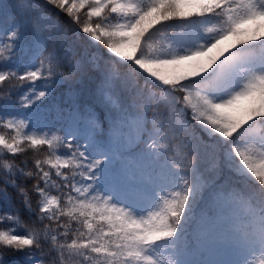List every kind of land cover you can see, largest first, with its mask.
<instances>
[{"label":"snow or ice","instance_id":"6c2138e0","mask_svg":"<svg viewBox=\"0 0 264 264\" xmlns=\"http://www.w3.org/2000/svg\"><path fill=\"white\" fill-rule=\"evenodd\" d=\"M44 3L0 24V264H264V0ZM85 48L103 117L42 111Z\"/></svg>","mask_w":264,"mask_h":264},{"label":"trees","instance_id":"16d2710c","mask_svg":"<svg viewBox=\"0 0 264 264\" xmlns=\"http://www.w3.org/2000/svg\"><path fill=\"white\" fill-rule=\"evenodd\" d=\"M30 2L38 7L40 11H46L48 14L56 15L58 10H54L51 6H46L44 0H30ZM18 0H0V21L2 24H11L14 21H23L25 15L22 11H18L17 8ZM61 19H63L61 14ZM69 42H71V37H68ZM70 57L74 59H81L79 54L72 56V51L69 49ZM92 56H99V53H91L90 49L85 48L83 58H82V73H79L77 77L73 78L70 84H64L57 86V89L53 96L46 99L42 106L41 110L45 111L49 107L59 105L61 107H68L73 103L78 105H93L97 110V114L103 117L106 109L104 105L100 102L96 88L98 85L97 79V70L104 63L103 58L93 61ZM56 116L55 111H52L48 114L49 119H53ZM31 156V152L28 154ZM25 157L21 156L20 159ZM212 160L211 158L205 159L202 163V169L204 172V177L206 180H211L215 173L211 167ZM234 181L237 179L233 177ZM252 183H254V178ZM248 184H245L243 181L239 182V187H248ZM9 192V202H15L17 200V195L13 189H8ZM209 193L205 191L204 197L207 199ZM5 201L0 200V208L4 207ZM204 208L203 201H197L196 212L199 213L200 210ZM25 218L27 216L25 215ZM194 230L195 225L189 227V239L192 241L193 245L195 244L194 240ZM4 264H23V254L14 252L12 250H7L3 252Z\"/></svg>","mask_w":264,"mask_h":264},{"label":"rangeland","instance_id":"374dc122","mask_svg":"<svg viewBox=\"0 0 264 264\" xmlns=\"http://www.w3.org/2000/svg\"><path fill=\"white\" fill-rule=\"evenodd\" d=\"M0 24H2V21H0Z\"/></svg>","mask_w":264,"mask_h":264}]
</instances>
